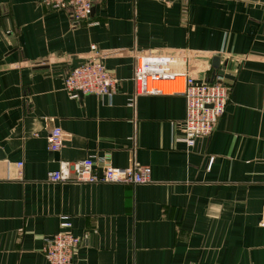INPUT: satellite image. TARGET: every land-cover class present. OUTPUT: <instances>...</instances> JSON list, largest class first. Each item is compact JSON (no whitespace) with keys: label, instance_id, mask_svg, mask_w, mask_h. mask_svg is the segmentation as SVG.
<instances>
[{"label":"crops","instance_id":"obj_1","mask_svg":"<svg viewBox=\"0 0 264 264\" xmlns=\"http://www.w3.org/2000/svg\"><path fill=\"white\" fill-rule=\"evenodd\" d=\"M134 48L217 54L230 98L210 138L187 145L183 94L131 104ZM95 55L114 93L71 98L63 71ZM88 157L99 170L149 165L151 182L47 180ZM62 215L81 238L73 264H264V0H99L80 23L41 0H0V264H49Z\"/></svg>","mask_w":264,"mask_h":264},{"label":"built area","instance_id":"obj_2","mask_svg":"<svg viewBox=\"0 0 264 264\" xmlns=\"http://www.w3.org/2000/svg\"><path fill=\"white\" fill-rule=\"evenodd\" d=\"M99 0H41L53 8L67 9L75 23L91 19ZM95 48V46H93ZM134 58V92L130 99L135 105L137 97L145 94H183L186 100L185 133L189 147L201 138H210L220 117L226 111L230 98L226 65L213 73L210 61L201 62L202 56L192 49L180 52L131 50ZM216 57L217 54L215 55ZM214 56V57H215ZM63 71L64 86L71 98L95 94L101 98L111 96L119 78L108 68L100 55L78 61ZM165 80L173 81L172 91L165 92L159 87ZM64 131L56 126L50 130L48 150L60 151L63 147ZM94 157L77 161L61 162L57 170L48 173L50 182L146 184L151 182L152 170L149 165L134 161L128 167L110 164L97 168ZM24 162H18L23 167ZM69 216L62 215L60 230L46 239L44 254L49 264H73L81 238L70 231Z\"/></svg>","mask_w":264,"mask_h":264},{"label":"water","instance_id":"obj_3","mask_svg":"<svg viewBox=\"0 0 264 264\" xmlns=\"http://www.w3.org/2000/svg\"><path fill=\"white\" fill-rule=\"evenodd\" d=\"M216 60H218V57H216L214 59V62L212 63V65H213V67L218 68L219 67V64H218L219 61L215 62ZM78 65H79V62H74V66H78ZM51 154L55 159H59V152L58 151L52 152Z\"/></svg>","mask_w":264,"mask_h":264}]
</instances>
